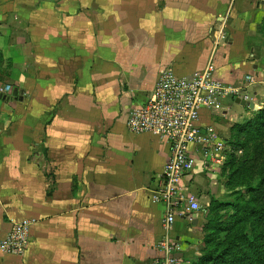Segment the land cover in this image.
<instances>
[{"label":"crops","instance_id":"1","mask_svg":"<svg viewBox=\"0 0 264 264\" xmlns=\"http://www.w3.org/2000/svg\"><path fill=\"white\" fill-rule=\"evenodd\" d=\"M209 64L240 97L201 110L199 124L232 145L233 125L263 108L264 0H0V237L32 220L25 252L0 264L161 257L164 208L152 197L170 147L131 133L128 114L163 68L190 77ZM192 149L183 181L205 205L173 225L182 264L211 201L231 199L225 163L204 165Z\"/></svg>","mask_w":264,"mask_h":264},{"label":"built area","instance_id":"2","mask_svg":"<svg viewBox=\"0 0 264 264\" xmlns=\"http://www.w3.org/2000/svg\"><path fill=\"white\" fill-rule=\"evenodd\" d=\"M222 39L218 37L216 46ZM212 71L213 66L209 64L200 74L179 77L171 67L163 68L152 98L128 114L127 128L131 133L153 134L166 140L170 147L169 159L157 179L152 197L164 208L161 222L164 233L158 245L162 255L153 264H179V245L171 234L173 225L182 216H187L191 224L192 214L201 210L183 181L196 165L192 148L201 153L202 162L207 166V163L223 165L234 148L213 127L199 124L201 110L219 106L220 100L228 95L240 97L237 88L215 78ZM246 80L252 78L247 76ZM31 225L32 220L13 222L6 235L0 237V253L22 255L28 246Z\"/></svg>","mask_w":264,"mask_h":264},{"label":"trees","instance_id":"3","mask_svg":"<svg viewBox=\"0 0 264 264\" xmlns=\"http://www.w3.org/2000/svg\"><path fill=\"white\" fill-rule=\"evenodd\" d=\"M232 130L235 132L233 136L235 139L232 142L235 152L228 154L224 164L227 169L226 187L228 190H238V187H244V184H237L235 182L237 179V176H235L237 172L235 170L236 164L238 163V165H241L243 162L249 163L250 159H245V157L241 158L242 154H237V151L240 150L241 153H243L244 147L248 142L260 141V139L264 140V102L263 108L256 112L251 120H247L242 124L233 125ZM254 149H257V147ZM229 192L231 194L234 193L231 191ZM246 192L255 194L257 189H247ZM237 193L238 192L234 194ZM241 196L235 198V201L230 205L228 203L224 204L223 209L226 210L225 212L230 210H232V212L228 214L227 224L218 223L216 226L219 227L220 231H224L225 234L223 235V240L216 243L215 248L208 249L206 260L211 259L213 261L215 258L217 259V257L230 256L231 260L237 264H255V261L257 264H264V259L261 257L264 250L260 248L261 244L256 240L258 237L257 232L252 230L254 225L258 222L264 223V207L258 204L257 200H252L255 196H250L249 199L246 200H243ZM215 203V200L211 201V210L219 211L222 204L216 205ZM250 215L254 220L251 222L248 221V225L242 228L241 224H243V218ZM220 218V215L216 213L212 220H219ZM226 262L227 260L224 259L222 264ZM199 263L204 264V261H199Z\"/></svg>","mask_w":264,"mask_h":264},{"label":"rangeland","instance_id":"4","mask_svg":"<svg viewBox=\"0 0 264 264\" xmlns=\"http://www.w3.org/2000/svg\"><path fill=\"white\" fill-rule=\"evenodd\" d=\"M231 147L234 146L232 145ZM255 147H257V149H254ZM233 150V152L231 151L229 154L234 153L235 149L233 148ZM241 154V158L245 157V159H250L249 163L243 162L241 165H238V163L236 164L237 166L235 170L237 172L235 173V176H237V179L235 178V182L237 184H244V187H238V190H229L234 193L238 192L237 194H231L228 192L226 196L228 195L231 197L229 201H224L226 199L225 196L216 198L215 204H222L219 211L211 210L212 205L210 204L209 207L205 209L202 225L196 231L197 241H195V244L197 246V253L195 256L191 257L192 260L189 261L188 264H200L199 261L202 260L204 261V264H222L224 259L227 260L225 264H237L231 260L230 256L217 257V259L215 258L213 261L211 259L206 260V256L208 255V249L215 248L216 243L223 240V235L225 233L224 231H220L216 224L220 223L225 225L228 223V214H230L232 210L225 212L226 210L223 209L225 203L230 205L235 201V198L241 195L243 200L249 199L250 196H255L252 200H257V203L264 207V140L260 139V141L256 140L248 142L244 147V152ZM246 188L249 190L257 189V192L255 194H250L249 192H246ZM200 204L202 207L205 205L203 202H200ZM216 213H218L221 218L219 220H212ZM243 219V224H241L242 228H245V226L248 225V221L251 222L254 220L251 215L245 216ZM252 230L257 232L258 237L256 240L261 244L260 248L264 250V223L258 222L254 225ZM261 257L264 259V251ZM179 264H182L181 260L179 261ZM255 264H257L256 261Z\"/></svg>","mask_w":264,"mask_h":264},{"label":"water","instance_id":"5","mask_svg":"<svg viewBox=\"0 0 264 264\" xmlns=\"http://www.w3.org/2000/svg\"><path fill=\"white\" fill-rule=\"evenodd\" d=\"M239 101V100H236ZM241 105H248L249 107L253 108V103L250 101H240Z\"/></svg>","mask_w":264,"mask_h":264}]
</instances>
